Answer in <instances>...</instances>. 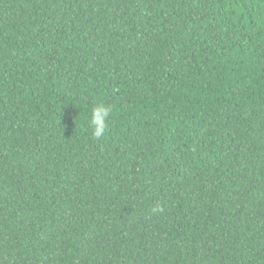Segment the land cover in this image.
Listing matches in <instances>:
<instances>
[{"label":"trees","instance_id":"trees-1","mask_svg":"<svg viewBox=\"0 0 264 264\" xmlns=\"http://www.w3.org/2000/svg\"><path fill=\"white\" fill-rule=\"evenodd\" d=\"M0 264H264V0H0Z\"/></svg>","mask_w":264,"mask_h":264},{"label":"clouds","instance_id":"clouds-1","mask_svg":"<svg viewBox=\"0 0 264 264\" xmlns=\"http://www.w3.org/2000/svg\"><path fill=\"white\" fill-rule=\"evenodd\" d=\"M112 108L104 103H97L91 108L89 127L95 139L102 138L108 129V118Z\"/></svg>","mask_w":264,"mask_h":264}]
</instances>
